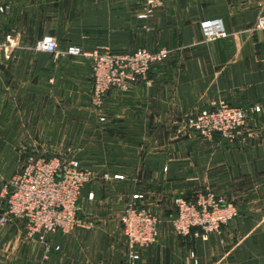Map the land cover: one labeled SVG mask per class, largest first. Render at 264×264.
<instances>
[{"label":"crops","instance_id":"0c3cea01","mask_svg":"<svg viewBox=\"0 0 264 264\" xmlns=\"http://www.w3.org/2000/svg\"><path fill=\"white\" fill-rule=\"evenodd\" d=\"M0 2L11 6L0 36L16 38L10 56L0 54V213L6 182L30 154L75 157L95 173L79 199L86 226L42 239L14 220L0 228V264H127L120 217L136 194L160 219L158 242L137 264H264V29L256 28L264 0H167L148 18L144 0ZM208 18H221L228 36L205 40ZM47 35L60 48L171 54L151 68V82L111 89L97 112L91 58L37 50ZM220 98L262 106L235 142L205 139L186 123ZM210 189L240 215L218 235L177 234L174 199Z\"/></svg>","mask_w":264,"mask_h":264},{"label":"built area","instance_id":"2783aa9c","mask_svg":"<svg viewBox=\"0 0 264 264\" xmlns=\"http://www.w3.org/2000/svg\"><path fill=\"white\" fill-rule=\"evenodd\" d=\"M166 1L144 0L141 17L152 16ZM10 12V4L0 2V15ZM200 27L207 41L228 36L221 18L205 19ZM256 28L264 29V15L259 16ZM15 47V36H0V54L9 57ZM36 49L52 52L56 57L85 55L91 58V104L97 112L102 110L111 89L127 90L138 82H151V68L167 60L171 54L166 47L153 50L139 47L132 52H116L103 46L87 51L76 44L60 48L56 37L51 35L39 38ZM261 111L260 104L240 107L220 98L213 106L189 116L186 123L205 139L219 135L228 142H235L242 135L250 117ZM100 120L104 121L105 117H100ZM94 175L75 157L28 155L3 188L2 195L6 198L7 207L0 213V228L20 220L27 234H37L44 239L50 234L67 235L77 227L86 226L80 215L79 199ZM103 177L110 179L111 175L106 172ZM113 177L123 179L124 176L115 174ZM93 197L94 193L90 192L89 198ZM142 198V194L134 195L120 217L126 239L127 264H137L143 251L157 243L160 237V219L145 203L137 201ZM174 206L176 215L172 224L175 232L181 235L192 232L203 237L221 234L223 226L241 213L240 208L224 194L211 189L199 192L192 198L178 196L174 199Z\"/></svg>","mask_w":264,"mask_h":264},{"label":"rangeland","instance_id":"374dc122","mask_svg":"<svg viewBox=\"0 0 264 264\" xmlns=\"http://www.w3.org/2000/svg\"><path fill=\"white\" fill-rule=\"evenodd\" d=\"M224 195H225V194H224ZM225 196H226V198H227L230 202L236 204L233 200H231L230 198H228L227 195H225ZM236 205H237V204H236ZM237 206H238V205H237Z\"/></svg>","mask_w":264,"mask_h":264}]
</instances>
